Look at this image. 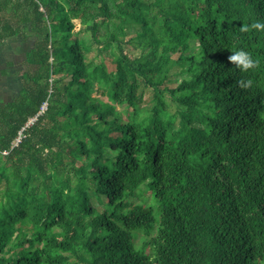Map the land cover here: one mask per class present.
<instances>
[{
    "label": "trees",
    "instance_id": "1",
    "mask_svg": "<svg viewBox=\"0 0 264 264\" xmlns=\"http://www.w3.org/2000/svg\"><path fill=\"white\" fill-rule=\"evenodd\" d=\"M253 21L264 0H0V52L30 44L0 104V264H264Z\"/></svg>",
    "mask_w": 264,
    "mask_h": 264
},
{
    "label": "rangeland",
    "instance_id": "2",
    "mask_svg": "<svg viewBox=\"0 0 264 264\" xmlns=\"http://www.w3.org/2000/svg\"><path fill=\"white\" fill-rule=\"evenodd\" d=\"M83 27L84 26L80 22H77V31L82 30ZM81 36L90 38V35L85 32H82ZM29 46L30 44L28 42L14 40L5 48L4 51L0 52V104L2 101L10 100L21 88V79L17 72L19 69L23 68L25 51L29 48ZM94 48L95 49L91 54L96 57V60L100 63L103 61L106 62L107 67L110 69L114 68V64L112 63L110 57L105 59L103 53L101 55L99 54V48L97 46H94ZM106 53L108 52L106 51ZM106 53L105 55H107ZM10 62L12 63V66L10 65ZM2 69L8 70V72L5 74L1 72ZM143 91L146 99L144 106H151L152 102L150 100L153 97V90L146 88L143 89ZM171 111H176L174 103L171 106ZM141 241H139V243Z\"/></svg>",
    "mask_w": 264,
    "mask_h": 264
},
{
    "label": "clouds",
    "instance_id": "3",
    "mask_svg": "<svg viewBox=\"0 0 264 264\" xmlns=\"http://www.w3.org/2000/svg\"><path fill=\"white\" fill-rule=\"evenodd\" d=\"M252 30L264 31V23H260L259 21H253L250 25L243 24V26H241L240 28L241 32H250ZM228 61L238 67L242 72H247L250 69H254L258 66V62L253 60L251 55L244 50L232 52V54L228 57ZM238 83L240 88L246 90L252 86L253 82L250 79H241Z\"/></svg>",
    "mask_w": 264,
    "mask_h": 264
},
{
    "label": "built area",
    "instance_id": "4",
    "mask_svg": "<svg viewBox=\"0 0 264 264\" xmlns=\"http://www.w3.org/2000/svg\"><path fill=\"white\" fill-rule=\"evenodd\" d=\"M46 108V106L44 107V109ZM20 141V138L17 140V142H19Z\"/></svg>",
    "mask_w": 264,
    "mask_h": 264
}]
</instances>
